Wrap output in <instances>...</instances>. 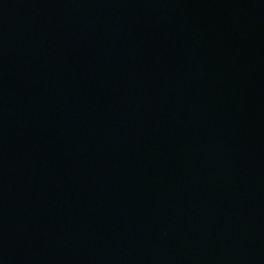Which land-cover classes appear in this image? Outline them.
Instances as JSON below:
<instances>
[{"label": "water", "instance_id": "1", "mask_svg": "<svg viewBox=\"0 0 264 264\" xmlns=\"http://www.w3.org/2000/svg\"><path fill=\"white\" fill-rule=\"evenodd\" d=\"M0 264H264V0H0Z\"/></svg>", "mask_w": 264, "mask_h": 264}]
</instances>
